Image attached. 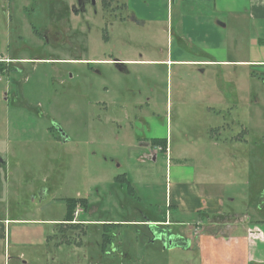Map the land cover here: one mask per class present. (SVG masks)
Listing matches in <instances>:
<instances>
[{"label": "rangeland", "instance_id": "rangeland-1", "mask_svg": "<svg viewBox=\"0 0 264 264\" xmlns=\"http://www.w3.org/2000/svg\"><path fill=\"white\" fill-rule=\"evenodd\" d=\"M39 1L0 0V264H202L200 250L164 245L147 224L133 222L164 219L165 207L155 205L166 197L165 152L159 150L154 162L151 151L139 146L136 119L149 98L143 111L159 121L147 126L148 136L165 135L169 158H186L204 194L226 193L241 211L254 210L248 154L242 159L240 153L249 145L224 143L218 128L228 119L229 132L236 133L232 119L239 113L246 124L254 123L252 68L241 64L251 59L255 43L249 26L206 27L196 0H113L105 18L91 11L71 28L80 15L65 9L59 16L55 0ZM182 14L185 56L149 63L166 59L157 49L167 50L169 37L176 52L171 29L180 26ZM57 21L71 40L47 44L32 26L42 30ZM48 34L53 38L54 31ZM201 34L208 36L205 43ZM221 42L227 53L219 59L202 49ZM115 59L126 71L117 69ZM129 164L138 195L153 190V198L142 203L117 181ZM75 198L78 217L67 221L68 200ZM79 198H87L88 207ZM177 217L188 221L179 230L196 239L190 230L199 216L178 211ZM77 221L78 227L68 224Z\"/></svg>", "mask_w": 264, "mask_h": 264}, {"label": "crops", "instance_id": "crops-1", "mask_svg": "<svg viewBox=\"0 0 264 264\" xmlns=\"http://www.w3.org/2000/svg\"><path fill=\"white\" fill-rule=\"evenodd\" d=\"M196 3L198 5V11L205 18H208L209 24H204L206 27H212L214 29L220 27L219 31H223L228 28L230 23L234 26L233 28H238L242 23L249 26V38H252L251 40L255 41V43L250 45L252 52L249 56H251V59H244L241 63H264V36L262 35L264 33V0H196ZM139 20L138 22L140 24L145 22L144 20ZM185 20L186 16L182 14L180 28L178 27L179 24H175V28L172 27L171 29L172 37L174 36L178 41V47L175 50L176 52H174L172 47L170 48V46L174 44V40L169 37L167 39L168 49H157L158 56H166V59H146L149 63H164L165 61L169 63L173 61L174 56H185L182 49L185 48L186 42L181 35V30L184 31L185 29ZM156 21L160 23L161 18L157 17L154 22ZM204 25H201L200 27L203 28ZM255 25H258L259 28H253ZM257 32L258 34L255 37H252V34H256ZM206 36H202L201 34L200 38H198L199 41L201 42V40H204L205 43ZM188 39L191 43L194 41L192 37H189ZM180 48L182 53L178 52ZM202 49L207 52V55L216 56L218 59L224 57L227 53L224 42H221L220 45L205 44L202 46ZM254 51L257 55H254ZM123 61L126 63L135 62L133 59H125ZM143 104L149 106L151 104L150 99L147 98V100L141 104L140 110L142 113L136 119L138 127L137 135L140 139H144L145 136H148L146 133L148 125L155 126L159 121L158 117L150 116L143 111ZM164 136L153 134L151 137L158 139L165 138ZM139 144H141V142ZM158 151L159 149L151 153L154 162L158 160ZM164 152V160L166 162V197L163 204H156L155 206L160 208L165 207V218L155 219L154 217H148L144 219H136L133 222L160 223L162 226L169 227V229L175 230L181 235L188 237L186 233L179 230V227L183 226L188 221H185V219H179L177 217L178 211L193 215L197 214L199 216V220L191 223L192 227L190 233L193 235L201 233L200 228L204 226V220L216 216L223 220L222 225L224 226L221 229L206 231L205 234L201 233L196 239V242L198 243L197 250H200L201 263L264 264V219H257L258 217L255 210H253L252 207L250 208V206H247V213L241 211L238 206L234 205L235 197H229L226 193L223 195L220 193L204 194L205 190L201 186L200 179L196 178L195 170L185 167L188 166L184 161L186 158L181 157V159H175V161H173V157L169 158L168 148ZM135 161H138V159H135ZM131 166L132 165L129 164L128 169H126L123 174L130 182L129 187L132 192H134V195L143 203V201L154 197V191L147 190L139 192L138 195L137 187L139 186V182L136 179H129V173L131 172L129 169H131ZM123 182L126 183V180ZM245 191H241L240 194ZM174 213H176V215H174ZM202 241L205 243V246H202L201 248L200 243ZM192 248L193 246L191 245V249Z\"/></svg>", "mask_w": 264, "mask_h": 264}, {"label": "flooded vegetation", "instance_id": "flooded-vegetation-1", "mask_svg": "<svg viewBox=\"0 0 264 264\" xmlns=\"http://www.w3.org/2000/svg\"><path fill=\"white\" fill-rule=\"evenodd\" d=\"M117 0H114L116 2ZM39 3H43V1H39ZM113 0H75V2L68 3L66 0H55V4L59 5V16L64 15L61 11H64L65 9H68L72 14L75 16L80 15V18L77 22L72 23L71 28H77L80 26L81 21L83 20V16L86 13L93 12L95 14L98 13V10L101 11V14H105L103 11H109L112 7ZM117 6L120 5L122 8L121 2H117ZM115 5V7H116ZM24 9L29 13L30 7L26 6ZM123 9L127 11V7L124 1ZM102 14V16H103ZM104 17V16H103ZM105 18V17H104ZM122 16H120L118 19L120 20ZM107 20V19H105ZM34 31H38L37 34L40 35L44 41L47 44L57 43L59 42L60 38H67L62 41H68L69 34L66 30H64L63 26L59 21L53 22L51 24L48 23V25L40 30L36 26L33 25ZM48 31H54L53 38L48 34ZM71 40V39H70ZM43 60L45 58H42ZM119 60V59H115ZM114 60V61H115ZM122 61V60H120ZM43 62H52V63H58L65 64V63H73L71 59L68 58H57V59H49L47 58ZM116 62V61H115ZM160 63V62H156ZM242 65L246 66L249 65L251 70V79L253 82V85L251 87V91L249 92V105H250V114L253 118L252 120L254 123L248 122V124L245 123L243 116L239 113L240 116L238 119L234 118L232 119V125L233 127L238 128V131L234 134H231L229 132V127L226 125V123L219 126V132L224 134V143L228 144L230 141L236 142L240 145L242 144H248L249 149L247 153H243L244 150L240 151L242 159H244L243 154H248L247 157V164H249V171L247 172V181L246 184L249 185L250 189L254 191L253 195L251 197L249 196L248 199L251 201L250 204L254 207L255 213L257 215V219H264V63L261 62H246L241 63ZM117 69L119 71H126L125 65H117L115 63ZM141 146L144 149H149L151 152H154L155 150H163L162 146L155 143V138L151 136H145L143 140L140 141ZM167 150V146H166ZM157 152V151H156ZM250 155V156H249ZM240 158V157H237ZM74 212V220L76 221L77 215ZM149 216H146L145 218H148ZM76 223H79L77 221ZM223 220L219 217H214L208 219L207 225H204L200 228L201 233H205L206 231H212V229H221L224 225H222ZM147 224V227L154 231L156 235V238H159L164 245L167 246H178L176 244V241L181 243L183 247H195L198 248V243L196 242V239L198 238L199 233L195 235V238L193 240V237H185V235H181L180 233L176 232L175 230H167V229H157L156 223L147 222L144 223ZM227 225V224H226ZM164 226V225H163ZM198 230V229H197ZM213 230V231H215ZM176 236V237H175ZM175 240V241H174ZM172 241V243H171ZM182 247V246H181Z\"/></svg>", "mask_w": 264, "mask_h": 264}, {"label": "trees", "instance_id": "trees-1", "mask_svg": "<svg viewBox=\"0 0 264 264\" xmlns=\"http://www.w3.org/2000/svg\"><path fill=\"white\" fill-rule=\"evenodd\" d=\"M155 143L156 144H159L162 146V149L164 151H166V143H167V140L166 138H158V139H155ZM117 181L118 182H121V183H124L123 181L126 180V183L128 184V186H130V182L127 180L126 176L124 174L122 175H119L116 177ZM80 200L82 199V202H83V205L85 207H88V201L86 200L87 198H79ZM78 200V198H75V199H69L68 200V203H67V213H66V216H65V220L67 221H73L74 220V205L75 204V201ZM69 225H72L73 227H78L80 223H68ZM108 240V238H106V241Z\"/></svg>", "mask_w": 264, "mask_h": 264}, {"label": "water", "instance_id": "water-1", "mask_svg": "<svg viewBox=\"0 0 264 264\" xmlns=\"http://www.w3.org/2000/svg\"><path fill=\"white\" fill-rule=\"evenodd\" d=\"M116 62V64L117 65H123V62L122 61H120V60H115ZM58 128V130L61 132V136L63 137V138H65V139H67V136L65 135V132L63 131V129L61 128V127H57ZM176 237V236H175ZM175 241V240H174ZM171 243H172V241H171ZM176 244L179 246V247H183V245L181 244V243H179V242H177L176 241ZM190 249H191V247H190Z\"/></svg>", "mask_w": 264, "mask_h": 264}]
</instances>
